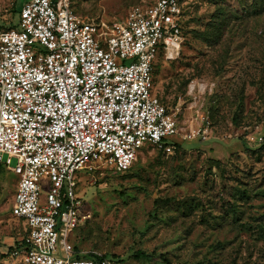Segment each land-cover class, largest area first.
<instances>
[{"label": "rangeland", "instance_id": "obj_1", "mask_svg": "<svg viewBox=\"0 0 264 264\" xmlns=\"http://www.w3.org/2000/svg\"><path fill=\"white\" fill-rule=\"evenodd\" d=\"M25 0H0V24L18 27ZM155 0H73L104 30ZM178 56L160 53L155 92L180 109L170 151L145 143L126 172L78 171L88 218L75 250L112 264H264V0H180ZM195 81L212 91L189 92ZM208 116L210 137L185 138ZM17 175L0 167V264L26 234L12 214ZM141 250L151 259L136 258ZM116 256V257H114Z\"/></svg>", "mask_w": 264, "mask_h": 264}, {"label": "built area", "instance_id": "obj_2", "mask_svg": "<svg viewBox=\"0 0 264 264\" xmlns=\"http://www.w3.org/2000/svg\"><path fill=\"white\" fill-rule=\"evenodd\" d=\"M183 36L180 0L135 5L105 30L73 0H25L18 27L0 24V164L17 175L11 211L26 227L6 264H112L71 243L88 218L76 173L126 172L145 143L174 148L180 109L155 92L154 63ZM184 137L208 139V116Z\"/></svg>", "mask_w": 264, "mask_h": 264}, {"label": "trees", "instance_id": "obj_3", "mask_svg": "<svg viewBox=\"0 0 264 264\" xmlns=\"http://www.w3.org/2000/svg\"><path fill=\"white\" fill-rule=\"evenodd\" d=\"M1 166H3V165L0 164V167ZM20 244H22V241L19 242L18 245H20ZM134 256L136 258H147V259H151V258H153L155 256V254L154 253H151L150 254V253H147V252L138 250V251L135 252ZM77 257H84V258H89V259H95V261L98 263L101 260V258H104V257H107V256L106 255L99 256V255H94V254L89 253V254H83V255L82 254H77ZM114 257H116V256H114Z\"/></svg>", "mask_w": 264, "mask_h": 264}]
</instances>
